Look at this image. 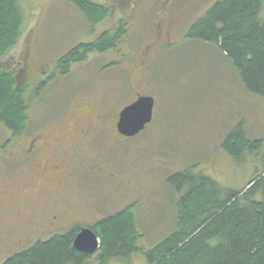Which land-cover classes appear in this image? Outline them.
Wrapping results in <instances>:
<instances>
[{
  "label": "rangeland",
  "instance_id": "obj_1",
  "mask_svg": "<svg viewBox=\"0 0 264 264\" xmlns=\"http://www.w3.org/2000/svg\"><path fill=\"white\" fill-rule=\"evenodd\" d=\"M217 1L179 0L169 6L164 16L157 10L141 8L129 18L126 34L112 53L74 65L70 77L61 80V85L78 87L71 91L86 103L102 97L108 85H126V88L135 85L132 89L142 92L156 90L160 103L158 119L150 131L139 138L118 139L121 143L113 139L111 143L113 169L123 180L113 183L108 197L75 202L67 215L71 219L69 224L56 230L41 229L36 228L37 224H27L24 218L16 219L17 210H34L39 205L34 207L37 200L30 196L22 200L24 204L13 202L28 187L29 166L20 158L3 156L8 150L10 132L0 126V156H3L0 157V225L4 226L1 246L12 248L3 259L0 257V264L38 241L66 234L76 226L94 227L106 215L127 207H132L137 216L142 246L149 249L176 229L179 194L167 182L173 173L193 166L196 172L212 177L221 186L236 190L245 188L253 177L262 174L264 147L258 155H249L239 164L225 153L222 142L240 118L245 119L251 137L264 138V99L244 90L236 71L217 51L186 37L193 22ZM21 3L25 10L22 36L0 57V67L14 72L20 68V74L25 77L28 58L52 65L60 54L88 42L91 34L114 30L118 15H124L122 12L114 15L91 31L81 12L67 0H21ZM109 63L111 66L101 72ZM38 71L36 68V75ZM30 102L26 104L27 112ZM55 105L57 97L51 95L46 101L34 102L30 110L34 120L41 119L47 108ZM68 117L67 112V120ZM21 140L26 141L25 137ZM74 182L75 187L77 183H86L85 179L76 177ZM12 185L20 188L13 189ZM92 227L88 228L93 230ZM145 262L142 254H137L125 264Z\"/></svg>",
  "mask_w": 264,
  "mask_h": 264
},
{
  "label": "trees",
  "instance_id": "obj_2",
  "mask_svg": "<svg viewBox=\"0 0 264 264\" xmlns=\"http://www.w3.org/2000/svg\"><path fill=\"white\" fill-rule=\"evenodd\" d=\"M67 1L79 9L91 31L110 16L108 8L95 0ZM263 7L264 0H219L193 22L186 37L217 51L236 71L244 90L264 99ZM24 22L21 0H0V57L17 44ZM125 27L119 21L115 31L105 32L92 45L82 43L75 51L113 52ZM84 59L67 54L59 62L60 74L67 76L71 66ZM20 70L0 67V126L14 137H21L27 128L29 89ZM263 147L264 138L251 137L244 118L234 122L222 142L225 153L239 164ZM167 182L179 194L176 229L149 249L142 246L137 216L127 207L92 227L101 242L94 255L74 249L76 228L38 241L3 264H125L137 254L146 264H264V171L241 190L223 187L193 166L173 173Z\"/></svg>",
  "mask_w": 264,
  "mask_h": 264
},
{
  "label": "flooded vegetation",
  "instance_id": "obj_3",
  "mask_svg": "<svg viewBox=\"0 0 264 264\" xmlns=\"http://www.w3.org/2000/svg\"><path fill=\"white\" fill-rule=\"evenodd\" d=\"M178 1L106 0L105 3L101 4H104L110 12L107 20L121 12L124 14L123 16L118 15L115 22L116 28L111 30L115 31L119 21L124 22L125 20L124 23L128 26L129 18H133L141 8L148 7L157 10L161 16H164L165 11L168 12L170 9L169 6L175 5ZM104 33L97 31L91 34L88 42H83V44L86 46L94 44ZM163 33L159 34V37H162ZM76 47L60 54L52 65H47L44 61L38 63L34 57L28 58L25 78L29 89L27 103L31 102L27 112L26 132L21 137H14L12 131H9L8 150L3 155H7L6 159L20 158L25 160L29 166L28 187L24 188V195L14 197L13 202L24 204L21 203L22 200L29 196L37 200L33 202V206L38 204L39 207L34 210H30L31 208L23 209V211L17 210L16 213L17 220L24 218L27 224H37L36 228L59 229L71 222L67 215L74 208L75 202L79 204L81 199L92 200L93 198L108 197L113 188V183L122 178L119 172L113 169V148L111 146L113 139L129 141L143 136L155 125L160 111L156 90L142 92L133 90L135 85H132L131 88H126V85H114L115 87L108 85L102 97L86 103L78 93L71 91L75 88L78 89V87L61 85V80L71 75L69 73L67 76H62L59 71V62L67 54L74 53V56L85 57L84 61L81 62L83 64L91 61L94 57L112 53L111 51L86 53L85 50L75 51ZM76 64L79 65V63ZM74 65L71 66L70 72ZM109 66L111 63L105 65L101 72H105ZM36 68L39 69L37 75L35 73ZM109 91L111 95H109ZM50 95L57 97V105L53 106L52 109L49 106L41 119L34 120V113L32 115L30 111L32 105L39 100L46 101ZM143 96L154 99L152 121L133 138L125 137L118 130L120 113ZM66 101L68 105H66ZM67 112L69 113L68 120ZM23 137L26 141L21 140ZM75 177L85 179L86 183H82V186L77 183L75 187ZM14 187L15 189L20 188L17 185H14L13 189ZM29 205L32 207V204ZM80 212L82 211L80 210ZM44 221H46L45 225L43 224ZM75 228L84 227L76 226ZM3 229L4 226L0 225L1 259L12 250L10 247L3 249L1 246ZM6 260L7 258L1 264L5 263Z\"/></svg>",
  "mask_w": 264,
  "mask_h": 264
},
{
  "label": "water",
  "instance_id": "obj_4",
  "mask_svg": "<svg viewBox=\"0 0 264 264\" xmlns=\"http://www.w3.org/2000/svg\"><path fill=\"white\" fill-rule=\"evenodd\" d=\"M154 99L149 96L140 97L132 105L124 108L120 113L118 123L119 132L132 138L143 131L153 118ZM75 250L85 255H94L100 248V240L91 228H83L73 241Z\"/></svg>",
  "mask_w": 264,
  "mask_h": 264
}]
</instances>
